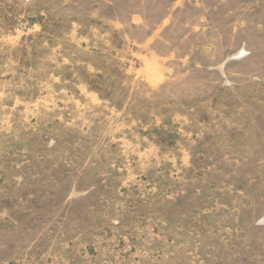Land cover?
<instances>
[{
    "label": "rangeland",
    "instance_id": "1",
    "mask_svg": "<svg viewBox=\"0 0 264 264\" xmlns=\"http://www.w3.org/2000/svg\"><path fill=\"white\" fill-rule=\"evenodd\" d=\"M0 264H264V0H0Z\"/></svg>",
    "mask_w": 264,
    "mask_h": 264
}]
</instances>
